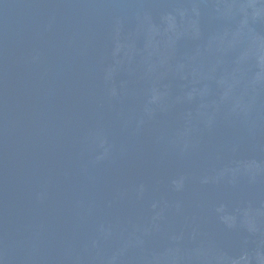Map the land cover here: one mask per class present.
<instances>
[{
	"label": "water",
	"instance_id": "95a60500",
	"mask_svg": "<svg viewBox=\"0 0 264 264\" xmlns=\"http://www.w3.org/2000/svg\"><path fill=\"white\" fill-rule=\"evenodd\" d=\"M0 264H264V0H0Z\"/></svg>",
	"mask_w": 264,
	"mask_h": 264
}]
</instances>
